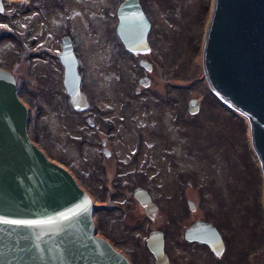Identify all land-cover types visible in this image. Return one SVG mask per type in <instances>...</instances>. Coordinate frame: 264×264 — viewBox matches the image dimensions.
I'll return each instance as SVG.
<instances>
[{
	"label": "rangeland",
	"instance_id": "374dc122",
	"mask_svg": "<svg viewBox=\"0 0 264 264\" xmlns=\"http://www.w3.org/2000/svg\"><path fill=\"white\" fill-rule=\"evenodd\" d=\"M139 1L151 23L147 35L151 49L138 55L127 51L116 35V9L121 0H53L54 8L45 17L47 32L51 25L58 26L62 16L70 19L72 33L66 30L65 34L74 35L83 49L82 83L93 103L113 102L111 113L96 108L90 113L96 117L91 118L93 122L99 119L104 125L103 134L117 150L114 157L101 159V133L68 103L62 77L53 75L56 67H49V80L14 75L28 109L29 136L50 160L75 176L93 199L97 234L129 255L134 264H153L144 243L149 228L161 222L158 218L147 222L143 210L121 186L131 178L129 148L134 138L140 149L137 163L161 156L159 165L150 169L154 175L148 181L163 180L166 194H174V199L163 202L167 230L176 228L165 223L171 211L179 214L171 219L172 224L185 218L179 232L203 218L223 234L227 261L264 264V178L249 123L213 94L202 70L203 34L213 0ZM17 20L8 26L12 32L7 42L15 40ZM43 25L36 20V37ZM141 58L151 64L150 71L139 65ZM145 75L149 87L134 94L136 88H146L138 83ZM35 80L48 84L38 96ZM190 99L199 104L194 114L188 111ZM106 116L112 117V125ZM118 116H122L120 124ZM183 192L185 199L197 205L195 210L187 211ZM186 251L194 252L189 246ZM198 251L200 264H212L210 254Z\"/></svg>",
	"mask_w": 264,
	"mask_h": 264
},
{
	"label": "water",
	"instance_id": "95a60500",
	"mask_svg": "<svg viewBox=\"0 0 264 264\" xmlns=\"http://www.w3.org/2000/svg\"><path fill=\"white\" fill-rule=\"evenodd\" d=\"M116 17V35L124 48L134 54L149 52L151 23L140 1L122 0ZM63 48L64 88L70 105L83 111L88 103L76 60L67 41ZM201 57L213 94L247 118L264 178V0H213ZM139 65L145 71L152 68L144 58ZM138 83L147 86L150 79L145 75ZM198 109L197 99H190L189 113ZM27 122L17 81L0 68V264H131L97 234L92 197L31 140ZM134 195L152 216L156 206L147 192L137 189ZM189 204L194 210V203ZM185 237L207 244L216 254L223 250L221 235L208 222L196 221ZM147 246L156 264H168L161 232H152Z\"/></svg>",
	"mask_w": 264,
	"mask_h": 264
},
{
	"label": "flooded vegetation",
	"instance_id": "af4514ba",
	"mask_svg": "<svg viewBox=\"0 0 264 264\" xmlns=\"http://www.w3.org/2000/svg\"><path fill=\"white\" fill-rule=\"evenodd\" d=\"M45 6L46 9L44 8ZM53 8H54L53 0H0V68L9 70L15 76L26 74L29 76L44 77L45 79H48V75L50 74V72H48L49 67L51 68L56 67L55 70L57 71L54 72L53 75L62 77L61 84L64 87L63 81H64L66 67L62 63L60 55L63 53L64 50L63 48L64 42L67 41V43L70 44V47L72 49L73 55L76 60V70L80 75V73L82 72L81 64L83 63V59H82L83 49L74 35L70 36L65 34L66 30L72 33L70 19L68 17L62 16L58 26L54 28L51 25L50 26L51 31L47 32L48 25H46L45 17H47L46 14L50 13L53 10ZM41 11L45 13H41ZM14 18L19 19L17 20V27H19V29L15 30V34H14L15 40L7 42V37L9 33L12 32V31H7L8 26L9 24L11 26V23L13 22L12 19ZM36 20L37 21L40 20L44 24L42 28V33L38 37H36L34 31ZM93 40L98 41V37L94 38ZM40 49H42V51ZM134 55H138V54H134ZM20 66L22 68H20ZM35 83L37 90L36 96H38L39 93H41L42 89L47 88L48 84H46L43 81L38 82L37 80H35ZM149 84L147 86H144L146 88H142V89L136 88L134 90V94H141L143 90H146L149 87ZM80 90L85 95L86 101L88 103L87 108L81 111L80 114L83 115L85 123H87L89 126L95 128L99 133H101L100 134L101 144L99 149L101 151V159L105 161L107 158L114 157L115 151L117 150L113 148V145L109 137H107V134L105 135L103 134L104 125L99 121V119L96 122L92 121L91 118L95 116L91 114L90 111L92 108H96L97 110L100 111L105 109L107 110L108 113H111L112 112L111 110L113 108V102L109 101L108 99L105 102L100 101L99 103H93L91 99V95L87 92V87H85L84 84L82 83V77L80 82ZM64 93H66V91H64ZM67 97H68V103L70 104L69 96L67 95ZM73 110L75 111L74 108ZM106 118H107V122L110 125H112L113 124L112 117L106 116ZM121 119L122 116L119 117L118 124H120ZM141 123L142 122H139V124ZM115 125L118 126L117 119ZM108 128L112 130V128L110 127ZM86 134L87 136H92L90 132H87ZM135 141L136 138L133 139V146L129 148L131 151L129 155L130 156L129 159L130 161H132V163L129 164L132 165L129 173L131 175V178L129 181L125 183V185L123 184L121 186L126 187L125 191L127 192L125 191L124 192L127 194V197L131 198L133 202L137 204V206L140 209L143 210L144 216L147 218L146 220L147 222L148 220L151 219L155 220V218H158L157 220L161 221L155 224L156 226L152 227L151 229L149 228L147 237L145 239L146 243H144V246L146 245L145 246L146 249L148 250L150 256L153 258V264H156V258L154 257L153 253L149 250L147 246V238L152 232L155 231H159L163 234L164 253L168 258V264H182L184 260L186 261L187 264H200L199 262L200 259L198 254L199 252L198 250L200 249H203L208 254H210L212 264H231L229 261L226 260V257L228 255L227 243L225 241L223 234L221 233L220 229L217 226L212 224L221 235L224 245L223 250L219 254H216V252L207 244L200 243L194 240H188L185 237L186 229L190 227L193 223L187 224L184 230L182 232H179L180 229L184 227L183 224L184 222H182V220H184L185 218L181 219L180 217L178 219L179 223L177 224L176 222L177 225L176 224L174 225V223L172 224L171 219L174 218L176 215H179L177 211H171L170 221L166 220L165 222L167 224L170 223V225H172L173 227L176 226V228H171V230H167L166 227L168 226L166 227L163 226V222H164L163 202L169 201L171 200V198L174 199V194L173 193L166 194V189L163 187V180L161 182L155 181L156 179L151 182L148 181L150 180V177L154 175L150 172V169L159 165L161 156L158 159L155 157L156 156L155 154L153 160L151 158L146 157V160L137 163L138 157L140 155V149L137 148V141L136 143H134ZM128 163L129 162H127V165ZM148 172H149V176H148ZM160 176H162L161 178H163V164L161 166ZM137 189L146 191L151 202L155 204L156 208L152 216H148L146 214L145 207L141 205L138 199L135 197L134 194ZM100 194L102 195L101 192ZM181 198H183V202L184 205L186 206L187 211L189 210L193 211L190 209V204H189L192 201L190 199H185L184 192ZM194 207L195 209L197 208V205L195 203H194ZM199 220L208 222L203 218H197L196 221ZM187 246L192 248L195 253L192 252V254H189V252L186 251ZM168 247H169V252L167 251ZM119 252H121L124 256H126V258L129 260L131 264H134V262L131 259H129V255H126L122 251Z\"/></svg>",
	"mask_w": 264,
	"mask_h": 264
},
{
	"label": "trees",
	"instance_id": "16d2710c",
	"mask_svg": "<svg viewBox=\"0 0 264 264\" xmlns=\"http://www.w3.org/2000/svg\"><path fill=\"white\" fill-rule=\"evenodd\" d=\"M131 53V52H130ZM134 54V53H133Z\"/></svg>",
	"mask_w": 264,
	"mask_h": 264
}]
</instances>
